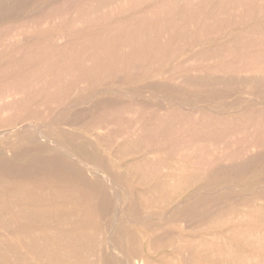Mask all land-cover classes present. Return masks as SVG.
I'll return each mask as SVG.
<instances>
[{
  "label": "rangeland",
  "instance_id": "374dc122",
  "mask_svg": "<svg viewBox=\"0 0 264 264\" xmlns=\"http://www.w3.org/2000/svg\"><path fill=\"white\" fill-rule=\"evenodd\" d=\"M42 1L49 0H30L33 5ZM156 9L160 12L156 13L153 22L148 20L137 24L139 16L147 15ZM8 17L2 18L1 22L10 20ZM117 20L128 24L129 27L134 25L135 34L130 39L133 54L130 55L126 48L122 51L121 57L114 56L115 59L109 60L111 66L120 62L125 67L104 78H97L90 89L97 92L100 88H106L110 93L97 95L93 98L94 102L102 101L106 104L123 102L128 107L132 101L139 100L141 110L148 115L150 123L157 124L163 121V113L169 111L175 120L188 123L186 129L188 137L197 140V144L207 149V157H217L216 151H221L222 147L226 148L228 155L238 157L233 161L220 160L215 167L211 166L201 171L184 192L175 196L171 203L161 205L154 201L157 195L153 193V184L158 178L174 171L172 170L174 164L170 160L174 154L169 151V147L177 139L178 125L172 127L173 136L164 145L161 141L155 140L156 143L146 148H144L146 144H142V149L136 152L132 138H129L119 160L113 159L112 155L121 149H118L119 142L112 141L106 144L109 149L105 150L94 143L95 145L87 151L89 160L108 169L121 184L123 192L140 202L134 211H127L136 221L132 225L124 220L121 224L123 237L114 238V244L122 251L120 256L105 240V235L108 236L112 229L113 207L105 212L93 205L96 202L95 197L89 187L83 186L85 181L77 178V168L64 161L57 165L49 163V158L47 163L41 165L38 159L44 158V155L39 156L34 152L28 154L30 158L27 163L13 161L2 155L4 157L0 158V172L12 166L10 170H17L19 176L4 179L16 187L27 188L29 185V188L31 187L29 190H38V184L41 183V190L48 194L51 205L53 203V214H56L55 212L61 214L59 217L50 215L49 227L39 232L34 230L36 234L31 233L29 229L40 227L31 221H18L17 228L20 229L21 226L20 231L23 234L28 232L29 237L26 241H31L38 247H47V244L53 247L57 242L54 234L61 231L66 244L63 246L65 249L72 247L71 250L75 252L80 264H125L127 262L125 260L131 264H140L139 261L150 264H220L224 254H221L219 249L226 227L221 226L219 222L198 220L207 214L212 218L217 217L224 213L226 208L237 213L245 212L246 208L242 205L228 204L223 200L222 192L214 190L220 185L232 183L241 194L248 191L247 194L255 196L264 194V147H261L259 152L251 154V147L248 144L252 138L255 140L264 138V0H144L122 14L115 11L110 13L99 26L89 31L64 32L79 38L84 36L99 38L101 35L107 36L109 31L106 27ZM104 29L106 31H103ZM53 32L55 31H45L47 35L45 42L49 45L54 44L50 38ZM103 38L107 43L108 37ZM111 42L112 50L115 51L114 45L118 46L120 41L112 38ZM143 53L148 54L142 56ZM97 60L99 63L103 61ZM75 111L77 109L71 112L64 111L62 116L67 119L78 118L81 127L77 128V131L84 135L87 133L86 130L92 128L88 120L93 112L82 107L74 114ZM47 130L57 134L60 126L54 123L48 126ZM62 135L65 141H73V136L67 133ZM92 138L94 141L98 140L96 136ZM79 143L81 148L83 142L80 140ZM218 167L221 168L217 170ZM55 182L57 184H54ZM54 192L63 195L60 206L53 200ZM190 194H193L192 198L186 200ZM208 199L213 200L211 203L205 202L209 201ZM8 200L5 193L3 197L5 209L9 206ZM180 200H185L181 208L196 218V221L191 223V231L182 229L181 223L173 219L178 211H175L173 216L170 215L171 207ZM256 202L263 203L260 200ZM12 210L13 208L9 206L6 212ZM71 229L75 232L73 235L68 234ZM262 229L264 230V226L254 227L253 232L264 239ZM181 230L192 237L202 236L208 250H203L195 256H180L173 253L162 255L169 251L168 248L161 249L153 255L144 254L146 233L152 234L153 231H157L161 237L168 238L176 236ZM227 243L242 247V243L233 239L227 240ZM132 246L136 247L138 252L132 253L130 251ZM255 254L264 257L263 252ZM17 259L20 260L21 257L18 255ZM232 263L233 260H225V264ZM258 263L264 264V261Z\"/></svg>",
  "mask_w": 264,
  "mask_h": 264
},
{
  "label": "bare ground",
  "instance_id": "6f19581e",
  "mask_svg": "<svg viewBox=\"0 0 264 264\" xmlns=\"http://www.w3.org/2000/svg\"><path fill=\"white\" fill-rule=\"evenodd\" d=\"M142 1L144 0H49L33 5L30 0H0V158L6 155L7 159L27 163L30 158L28 154L34 152L39 156L44 155V158L38 159L41 165L47 163L49 158V163L57 165L64 161L71 167L77 168V178L85 181L83 186L89 187L95 197L96 202L93 205L105 212L113 207L112 229L108 236L105 235L107 238L105 240L120 256L122 251L114 244V238L123 237L121 224L124 220L132 225L136 221L127 211H134L140 202L123 192L121 184L108 169L89 160L87 151L90 147L97 144L105 150L109 149L106 144L112 141L119 142L118 149H121L112 154L113 159L119 160L129 138H132L136 152L142 149V144H146L144 146L146 148L156 143L155 140L161 141L164 145L173 136L172 127L178 125L177 139L169 147V151L174 154L170 159L174 164L172 168L174 171L158 178L153 184V193L157 195L154 201L161 205L171 203L175 196L184 192L201 171L214 166L220 160L233 161L238 157L228 155L225 147H222L221 151L216 149L217 157H207V149L197 144V140L188 137L186 130L188 123L175 120L169 111L163 113V121L157 124L150 123L148 115L142 112L143 109L141 110L139 100L132 101L128 107L123 102L109 104L102 101L94 102L93 98L97 95L110 93L106 88H100L97 92L90 89L99 77L104 78L125 67L120 62L111 66L109 60L121 57L122 51L126 48L130 55L133 54L130 39L135 34L134 25L129 27L128 24L117 20L106 27L109 31L108 35H101L99 38L86 36L79 38L64 31H89L99 26L110 13L115 11L117 14H122ZM159 12L160 10L156 9L147 15L139 16L137 24L148 20L153 22L156 13ZM5 16L10 20L1 22ZM45 31H55L50 34L54 44L49 45L45 42L47 39ZM138 34L140 35L139 31ZM103 37H108L107 43ZM112 38L120 41L118 46L114 45L115 51L112 50ZM144 54L148 53H143L142 56ZM138 55L141 56V53L138 52ZM97 59L103 61L99 63ZM88 89L90 90L87 91ZM82 92L87 93L82 94ZM81 107L93 112L88 120L92 128L86 130L87 133L84 135L77 131V128L81 127L78 118L67 119L62 116L64 111L71 112L74 109L78 111ZM54 123L60 126L57 134L47 130V127ZM62 132L73 136L75 142L65 141ZM92 136H96L98 140L94 141ZM80 140L83 142L81 148ZM248 144L251 147L250 153L255 154L264 147V138L261 140L252 138ZM6 168L1 169L3 171L0 172V264H80L75 252L71 250L72 247L65 249L63 246L65 238L62 237L61 231L54 234L57 242L53 247H49L48 244L47 247H38L31 241H26L29 233H21L22 228L21 226L20 229L17 228V222L31 221L38 225L40 228L30 226L34 228L29 229L33 234L45 230L49 227V217L53 214V203L51 205L48 194L41 190V183L38 184V190H29L31 188L29 185L27 188H22L7 182L4 178H19V176L17 170ZM220 168L218 167L217 170ZM214 191L222 192L223 200L228 204L242 205L246 208L245 212L238 213L226 208L225 212L217 217L212 218L207 214L198 220L219 222L221 226L226 227L222 234V246L219 249L220 253L224 254L220 264H225V260H233L232 264H263L258 262L264 261V257H260L255 252L264 253V239L253 231L254 227L264 226V194L255 196L247 194L249 191L241 194L237 186L232 183L220 185ZM5 193L8 195V202L10 201L9 206L13 208L12 212H6L9 206L5 209L3 204ZM192 196L193 194L188 195L186 200L191 199ZM52 197L59 206L63 202L61 193L54 192ZM256 199L263 203H257ZM208 200L205 202L211 203L213 199ZM183 203L185 200L176 201L171 207L170 215L173 216L174 212L178 211L173 219L181 223L182 229L191 231V223L196 221V218L186 209L181 208ZM55 213L53 215L56 217L61 215ZM25 228L27 227H23ZM74 233L72 229L68 232L69 235ZM229 239L239 241L242 247L229 245L227 243ZM144 240L146 246L143 252L146 256L165 248L169 251L162 253L164 256L172 253L180 256H195L203 250H208L202 236L192 237L182 230L176 236L168 238L161 237L157 231H153L152 234L148 232L144 235ZM130 251L138 252L133 246ZM18 255L21 257L20 260L17 259ZM125 261H127L125 264H131L128 260ZM139 263L150 264L146 261Z\"/></svg>",
  "mask_w": 264,
  "mask_h": 264
}]
</instances>
